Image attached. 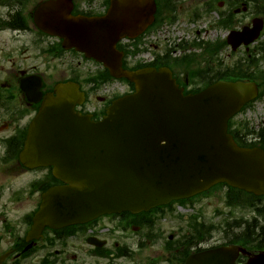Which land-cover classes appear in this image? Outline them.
<instances>
[{
	"label": "flooded vegetation",
	"instance_id": "flooded-vegetation-1",
	"mask_svg": "<svg viewBox=\"0 0 264 264\" xmlns=\"http://www.w3.org/2000/svg\"><path fill=\"white\" fill-rule=\"evenodd\" d=\"M154 1L159 10L146 31H213L205 32V39L220 44L224 41L225 74L237 73V66L245 70L244 75L255 71L253 61L260 56L255 47L258 42L233 53L226 38L230 31L251 28L256 20L262 21L263 32L264 0ZM51 2L60 6H49ZM112 2L0 0V264H185L193 256L222 247L245 251L239 252L234 264H252L258 256L263 257L259 263L264 264L263 218L254 217L250 226L241 223L232 235L230 218L225 221L226 230L216 232L205 221L165 219L161 209H156L103 216L58 230L46 227L37 233L34 217L40 207L41 189L53 182L51 169L39 168L37 149L30 157L21 155L44 96L53 93L59 83L75 82L84 93L85 104L94 109V119L101 117L111 102L100 95L102 86L92 82L97 79L86 68L91 62L64 50L58 39L40 31H45L46 25L47 31H54V23L49 26L55 11L102 18ZM159 21L162 24L158 27ZM214 31L221 32L220 39L219 32ZM236 55L243 58L237 62ZM168 59L169 54L162 53L159 64H167ZM204 68L205 75L197 77L199 83L201 78H213L212 67ZM258 68L264 70V65ZM171 69L182 88L190 91L194 87L181 66Z\"/></svg>",
	"mask_w": 264,
	"mask_h": 264
},
{
	"label": "water",
	"instance_id": "water-1",
	"mask_svg": "<svg viewBox=\"0 0 264 264\" xmlns=\"http://www.w3.org/2000/svg\"><path fill=\"white\" fill-rule=\"evenodd\" d=\"M154 9L151 1L145 17L115 18L117 26L104 31L101 21L86 20L72 21L76 31H45L103 62L113 76L133 82L135 93L115 102L96 124L74 113V95L66 94L71 90H60L43 105L35 123L40 158L66 186L43 197L40 227L136 212L217 183L264 195L263 152L238 148L226 133L228 120L256 97L253 84L219 82L183 97L167 70L121 69L116 42L140 34L134 29L149 24ZM259 32L230 38L236 46L248 45ZM217 256L209 254L200 263L223 264Z\"/></svg>",
	"mask_w": 264,
	"mask_h": 264
},
{
	"label": "rangeland",
	"instance_id": "rangeland-1",
	"mask_svg": "<svg viewBox=\"0 0 264 264\" xmlns=\"http://www.w3.org/2000/svg\"><path fill=\"white\" fill-rule=\"evenodd\" d=\"M262 117V115H257L256 117L252 118L251 122L253 126H256V124H259L260 122V118ZM222 205V199H217V198H210L207 202L203 203L204 206V213L207 216V219L210 218V216L212 215V211L214 208H219Z\"/></svg>",
	"mask_w": 264,
	"mask_h": 264
},
{
	"label": "trees",
	"instance_id": "trees-1",
	"mask_svg": "<svg viewBox=\"0 0 264 264\" xmlns=\"http://www.w3.org/2000/svg\"><path fill=\"white\" fill-rule=\"evenodd\" d=\"M241 128H242L244 131H247V127H246V126H241ZM233 134H234V137L239 135L238 133H233ZM237 134H238V135H237ZM260 148H262V149L264 150V133H263V135H262V143H261ZM253 204H254V203H253V200H251V201L249 202V205H253Z\"/></svg>",
	"mask_w": 264,
	"mask_h": 264
}]
</instances>
